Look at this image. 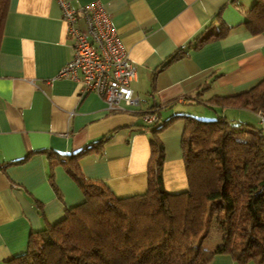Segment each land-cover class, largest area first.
<instances>
[{
  "label": "crops",
  "instance_id": "crops-1",
  "mask_svg": "<svg viewBox=\"0 0 264 264\" xmlns=\"http://www.w3.org/2000/svg\"><path fill=\"white\" fill-rule=\"evenodd\" d=\"M255 1L71 0L76 9L99 3L135 69L131 88L139 105L111 111L97 93L57 77L73 57V39L56 1L9 0L0 32V264L82 201L64 168L69 154L101 140L78 158L81 175L119 197L147 190L150 109L159 108L161 121L202 109L203 117L224 115L264 129V117L246 109L206 105L264 79V32L252 34L245 24ZM220 29L223 37L199 44ZM182 131L178 119L159 134L169 193L187 189ZM209 264L236 262L223 254Z\"/></svg>",
  "mask_w": 264,
  "mask_h": 264
},
{
  "label": "trees",
  "instance_id": "trees-1",
  "mask_svg": "<svg viewBox=\"0 0 264 264\" xmlns=\"http://www.w3.org/2000/svg\"><path fill=\"white\" fill-rule=\"evenodd\" d=\"M8 3L0 0V32ZM245 13L248 31L264 32V0H256ZM225 34L220 29L199 44ZM207 102L264 115V79L245 92ZM158 109L145 114L155 116L149 124L147 190L119 197L81 175L78 158L101 140L69 154L64 168L82 201L57 223L32 233L26 250L6 264H209L223 254L236 264H264V129L224 115L204 120L175 114L161 121ZM178 119L183 120L180 147L187 189L169 193L162 186L159 134ZM51 185L56 191L52 180ZM213 224L220 241L209 251L200 239Z\"/></svg>",
  "mask_w": 264,
  "mask_h": 264
},
{
  "label": "built area",
  "instance_id": "built-area-1",
  "mask_svg": "<svg viewBox=\"0 0 264 264\" xmlns=\"http://www.w3.org/2000/svg\"><path fill=\"white\" fill-rule=\"evenodd\" d=\"M55 1L73 39V57L57 77L79 82L83 93H97L108 110L138 106L139 99L131 88L135 69L128 61L110 17L99 3L91 2L76 9L71 0ZM80 20L83 27L79 26ZM145 120L150 123L155 116L146 115Z\"/></svg>",
  "mask_w": 264,
  "mask_h": 264
},
{
  "label": "rangeland",
  "instance_id": "rangeland-1",
  "mask_svg": "<svg viewBox=\"0 0 264 264\" xmlns=\"http://www.w3.org/2000/svg\"><path fill=\"white\" fill-rule=\"evenodd\" d=\"M199 108H201V107H199ZM197 111L198 112H196V117H198L200 119H204V120L212 119V118H208L207 116L206 117L201 116L202 109H197ZM207 227H208V230H207L206 234L204 233L203 234L204 236H202V239H200V241H201L200 245L202 246V248H205L209 251H212L219 244L220 236L216 232L214 224L210 225V227L209 226H207ZM197 242H199V240L194 241V243H196V244H197ZM248 264H254V263L252 261H250Z\"/></svg>",
  "mask_w": 264,
  "mask_h": 264
}]
</instances>
